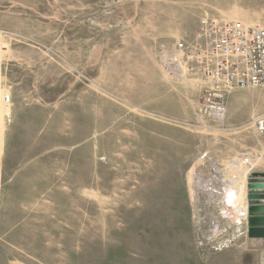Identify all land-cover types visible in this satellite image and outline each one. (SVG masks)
<instances>
[{
    "label": "rangeland",
    "instance_id": "1",
    "mask_svg": "<svg viewBox=\"0 0 264 264\" xmlns=\"http://www.w3.org/2000/svg\"><path fill=\"white\" fill-rule=\"evenodd\" d=\"M205 16L264 26V0H39L41 60L65 44V83L24 56L11 69L0 47V264H264L247 211L264 89L234 91L217 123L161 66Z\"/></svg>",
    "mask_w": 264,
    "mask_h": 264
},
{
    "label": "built area",
    "instance_id": "2",
    "mask_svg": "<svg viewBox=\"0 0 264 264\" xmlns=\"http://www.w3.org/2000/svg\"><path fill=\"white\" fill-rule=\"evenodd\" d=\"M160 59L169 77L190 79L202 89L199 114L221 123L227 117L232 91L264 89V26L205 16L194 38L162 47ZM3 74L0 51V96L10 106L12 98L5 93ZM250 128L264 135V113L251 119ZM250 159L243 156L232 163L248 165Z\"/></svg>",
    "mask_w": 264,
    "mask_h": 264
},
{
    "label": "crops",
    "instance_id": "3",
    "mask_svg": "<svg viewBox=\"0 0 264 264\" xmlns=\"http://www.w3.org/2000/svg\"><path fill=\"white\" fill-rule=\"evenodd\" d=\"M30 3V6L29 4L27 6H23L21 4V0H3V14L0 9V47L3 50L5 58H11V69H14V67L20 69L23 65L20 64L19 61L20 58L24 56L27 61L23 62V64L29 65L27 67L30 69L31 74H35L36 71L39 72L41 65L46 63L48 69L47 74L57 76L59 78V82L63 81L65 83L66 73L67 76H70L71 73L70 52L67 51L64 44L63 48L58 49L60 56H62L59 61L47 60L44 62V60H41V55H45V53H47V47L44 46L41 49L40 32L37 30V32L34 33V23L32 21L33 13L38 12L39 10V0H31ZM23 8L26 11L24 19H22L21 13ZM29 12L32 14L31 17H29ZM52 69L54 71L50 72ZM18 79V71H16L15 80L18 81ZM12 94L13 98L16 99L15 93ZM252 132L255 139L253 140V143H250L251 145L248 149L253 152L254 161L256 162L254 164V169H256V171H254L253 175L255 179L259 180L261 178L264 181V135H260L254 131ZM239 133L242 132H238L237 134ZM234 156H236L235 158H240L243 157L244 154L237 153L234 154ZM229 159H231L229 161V164H231L233 159L232 157ZM0 164H3L1 156ZM262 183L264 184V182ZM260 204L264 206V202H261Z\"/></svg>",
    "mask_w": 264,
    "mask_h": 264
},
{
    "label": "water",
    "instance_id": "4",
    "mask_svg": "<svg viewBox=\"0 0 264 264\" xmlns=\"http://www.w3.org/2000/svg\"><path fill=\"white\" fill-rule=\"evenodd\" d=\"M250 189L252 190L248 196V233L250 238H264V206L260 203L264 201V184L256 183L251 180Z\"/></svg>",
    "mask_w": 264,
    "mask_h": 264
},
{
    "label": "bare ground",
    "instance_id": "5",
    "mask_svg": "<svg viewBox=\"0 0 264 264\" xmlns=\"http://www.w3.org/2000/svg\"><path fill=\"white\" fill-rule=\"evenodd\" d=\"M236 90H239V89H236ZM236 90H234V91H236ZM234 91H232V93L230 94L229 97H231V95L233 94ZM229 99H230V98H229ZM2 103H3L5 106L9 107V105H7L6 103H4V100L2 101ZM199 107H200V105H199ZM198 110H199V108H198ZM239 186H240V185H239ZM242 189H243V183H242V186H240V190H242ZM242 191H243V190H242ZM238 193H239V192L235 190V191L231 192V196H230V197L232 198L231 200H234V201H235L236 199H238V203L235 201V202H236L235 204H237V205L241 204V202H242L241 200H239L240 197L238 196ZM240 193H241V192H240ZM229 200H230V199H229ZM229 200H228V201H229Z\"/></svg>",
    "mask_w": 264,
    "mask_h": 264
}]
</instances>
